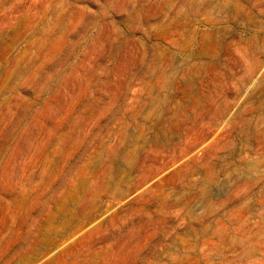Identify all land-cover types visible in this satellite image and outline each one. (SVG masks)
<instances>
[{
  "label": "rangeland",
  "instance_id": "374dc122",
  "mask_svg": "<svg viewBox=\"0 0 264 264\" xmlns=\"http://www.w3.org/2000/svg\"><path fill=\"white\" fill-rule=\"evenodd\" d=\"M0 264H264V0H0Z\"/></svg>",
  "mask_w": 264,
  "mask_h": 264
}]
</instances>
